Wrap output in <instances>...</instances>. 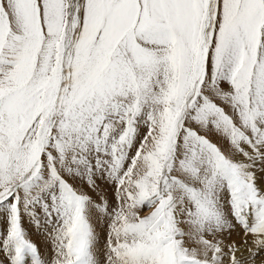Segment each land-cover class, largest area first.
<instances>
[{
  "label": "snow or ice",
  "instance_id": "1",
  "mask_svg": "<svg viewBox=\"0 0 264 264\" xmlns=\"http://www.w3.org/2000/svg\"><path fill=\"white\" fill-rule=\"evenodd\" d=\"M0 264H264V0H0Z\"/></svg>",
  "mask_w": 264,
  "mask_h": 264
},
{
  "label": "rangeland",
  "instance_id": "2",
  "mask_svg": "<svg viewBox=\"0 0 264 264\" xmlns=\"http://www.w3.org/2000/svg\"><path fill=\"white\" fill-rule=\"evenodd\" d=\"M92 195L94 196L95 194L92 193ZM32 239L34 240V242H36L40 246L41 251L44 252L45 255L50 254L49 253V248H48V246L46 244V241H45L44 237L41 234H39V233L33 234L32 235Z\"/></svg>",
  "mask_w": 264,
  "mask_h": 264
},
{
  "label": "bare ground",
  "instance_id": "3",
  "mask_svg": "<svg viewBox=\"0 0 264 264\" xmlns=\"http://www.w3.org/2000/svg\"><path fill=\"white\" fill-rule=\"evenodd\" d=\"M91 195H92V193H90ZM36 236V235H35ZM34 238V237H33ZM233 239H235V240H239L240 239V237L239 236H236L235 234L233 235V237H232Z\"/></svg>",
  "mask_w": 264,
  "mask_h": 264
}]
</instances>
